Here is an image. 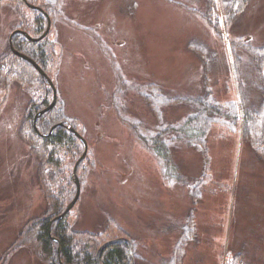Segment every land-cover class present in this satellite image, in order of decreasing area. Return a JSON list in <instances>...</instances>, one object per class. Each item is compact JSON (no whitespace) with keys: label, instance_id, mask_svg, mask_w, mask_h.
<instances>
[{"label":"rangeland","instance_id":"1","mask_svg":"<svg viewBox=\"0 0 264 264\" xmlns=\"http://www.w3.org/2000/svg\"><path fill=\"white\" fill-rule=\"evenodd\" d=\"M10 2L0 0V53L18 29ZM61 6L60 15L46 12V34L30 39L47 35L51 58L45 72L87 142V162L76 171L80 192L71 207L73 227L100 231L113 219L105 238L128 234L132 264H171L174 257L180 264H224L240 248L247 264H263L264 159L242 136L230 41L243 36L264 43V0H249L230 28L219 7L223 39L195 11L205 0H62ZM190 39L216 55L209 71L216 97L239 107L236 129L214 123L200 147L209 157L207 172L203 152L184 139L168 140V152L157 149L152 142L157 117L148 99L130 88L152 83L177 94H199L203 60L188 46ZM4 96L0 92V259L24 222L47 205L28 144L18 134L27 94L14 83ZM162 109L167 121L190 110L177 102ZM187 224L193 233L179 253ZM6 264L42 263L23 247Z\"/></svg>","mask_w":264,"mask_h":264},{"label":"trees","instance_id":"2","mask_svg":"<svg viewBox=\"0 0 264 264\" xmlns=\"http://www.w3.org/2000/svg\"><path fill=\"white\" fill-rule=\"evenodd\" d=\"M26 1L37 4L42 10L27 9L24 6L25 0H9L17 12L16 26L31 37H39L47 24L45 12L51 18L54 14L60 15L62 0ZM221 1V6H218L217 0H205L202 10H190H195L214 34L223 39L219 7L224 14L225 27L230 28V25L237 22L238 14L244 11L249 0ZM247 39L242 36L230 41L241 97L242 136L248 138L256 156L264 159V73L262 72L264 43L255 45ZM99 44L108 49L106 44L100 42ZM12 45L13 48L7 42L6 49L0 53V92L6 96V91L16 83L27 94L28 99L19 123L18 134L28 144L29 156L35 162V177L43 189L47 205L41 214L32 216L24 222L16 238L4 251L0 264H6L12 252L23 247H28L42 264H97L96 251L100 244L109 239L105 238V234L112 225H115L113 219H107L100 231L75 229L71 220L72 209L65 211L66 205L72 200L76 191L72 169L83 151L82 141L68 129L67 124L75 129L77 126L65 113L64 102L58 95L51 108L39 113L51 103L52 88L31 62L14 52L15 49L26 54L47 72L51 58L48 37L46 35L33 40L21 32H16L12 37ZM188 46L193 48L203 60L202 86L199 94L193 96L177 94L169 90L165 91L152 83L132 84L130 88L148 99L145 101L157 117L155 125L157 133L152 136V142H155L157 149H162L164 153L168 152V140L184 139L186 144L203 152V171L207 172L209 157L200 147H205V137L214 123H227L231 126V130L236 129L240 123L239 107L235 100L218 99L213 91V79L210 73L215 67L216 55L198 40L190 39ZM253 93L258 96L257 99L251 98ZM174 102L184 104L190 110L179 120L167 121L163 118L162 106ZM80 143H82L81 148ZM85 162H87L86 156L78 163V171L84 167ZM62 213L63 215L60 216ZM190 229L187 224L184 231L186 233L181 236L178 243L179 253L183 252L186 236L193 233ZM117 236H128V234L119 233ZM130 240L132 241L131 238ZM99 262L100 264H132L128 242L119 240L107 245L100 252ZM170 263L180 264V260L174 257L170 259ZM224 264H247L243 249L240 248L229 254Z\"/></svg>","mask_w":264,"mask_h":264},{"label":"water","instance_id":"3","mask_svg":"<svg viewBox=\"0 0 264 264\" xmlns=\"http://www.w3.org/2000/svg\"><path fill=\"white\" fill-rule=\"evenodd\" d=\"M25 2L27 3V5H29L31 7H34V8H37V9H41V7H39L37 5H34V4H32V3H30V2H28L26 0H25ZM45 14H46V18H47V25H46V28H45L43 34H46V32L48 31V29L50 27V19H49V16L47 15L46 12H45ZM16 32H21V33L25 34L27 37L32 38L25 31L20 30V29H15V30H13L11 32V34L9 36V44H10V47L11 48H13V45H12V37H13V35ZM43 34L41 36H43ZM14 51L17 54L21 55L22 57L26 58L29 62H31L35 66V68L39 71V73L45 77V79L47 80L48 84L51 86V88L53 90V98H52L51 103L45 109L51 108L53 106L55 100H56V89H55V86H54L51 78L46 74V72L43 70V68L35 60H33L32 58L26 56L25 54H23V53L15 50V49H14ZM43 111H44V109L41 110L39 113H42ZM67 127H68L69 130H72L75 133V135L82 141V143H83V151H82V154L78 157V159L76 160V162H75V164L73 166L72 175H73V180H74V182L76 184V192H75V195H74L73 199L66 205L65 211L69 210L72 207V205L74 204V202L78 198V195H79V192H80V184H79V181H78V176L76 174V171H77L78 163L85 157L86 151H87V142H86V139L73 126L67 124ZM63 213L60 214V216L63 215ZM119 240H125V241L128 242V244H129V253H130V256L132 258V242H131V240L128 237L119 236V237L109 238L106 241H104L102 244H100V246L98 247V249L96 251V262H97V264H100V262H99V256H100V252L102 251V249L105 248L107 245H109V244H111V243H113L115 241H119Z\"/></svg>","mask_w":264,"mask_h":264}]
</instances>
